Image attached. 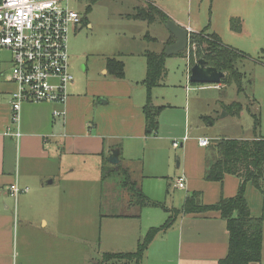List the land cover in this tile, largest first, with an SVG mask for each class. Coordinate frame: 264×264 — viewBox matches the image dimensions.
Segmentation results:
<instances>
[{
  "label": "crops",
  "instance_id": "crops-1",
  "mask_svg": "<svg viewBox=\"0 0 264 264\" xmlns=\"http://www.w3.org/2000/svg\"><path fill=\"white\" fill-rule=\"evenodd\" d=\"M135 1L136 6L129 17L135 14L136 9L141 7L139 5L143 2L152 3L168 15L157 0ZM168 17L170 18L169 15ZM245 19L247 21V18ZM176 21L177 24L190 31V36L191 33L201 32L185 26V23L180 20ZM82 25L73 32H78L85 26L92 28V24L88 21H83ZM209 28L210 25L204 29L205 34L208 36L216 34L224 46L242 52L244 56L241 60L247 58L264 65V49L257 58H252L244 51L225 44L220 35L210 32ZM244 29L243 24L242 32ZM170 35L168 41L172 38L176 42L175 37L171 33ZM0 51L10 53L8 58L0 60V264H85L86 225L89 223L93 226L98 222V229L101 231L102 216L96 203L86 205L82 201H70L67 198V191L79 194L82 187L85 188V183H100L102 187L103 161L108 160L115 150L120 151V164L129 171L132 180L133 176L144 175L140 183L133 180L141 186L142 192L151 201L163 204L167 209L180 210L184 203L182 206L181 204L174 206L161 201L164 198L156 196L152 185L153 179L170 180L175 176L173 181L175 188L178 179L184 177L186 185L182 189L183 202L193 193L201 194L202 202L206 206H213L222 199L237 196L241 182L239 178L226 176L220 183L205 180L206 153L205 148L200 147L198 141L190 146L186 140L188 145L181 143L178 148H174L172 144L174 149L181 147L185 151L183 163L181 164L179 159L177 162V167L181 170L172 171L173 153L169 148V142L175 136L168 134L159 137V130L154 136H146L143 114L146 102L134 103L132 97L135 92L133 87L135 83L132 80L131 83L119 82L118 79L109 75L107 67L102 74L113 81L98 82L90 88V91L82 92L77 96L69 93L66 104H24L22 106L21 138L16 140L5 136L7 126L11 124V100L16 92V86L12 80V54L7 50ZM109 58L120 60L117 57H108L106 62ZM70 60L71 70V67L73 69L76 66L71 57ZM191 69V65L188 64L187 84L185 85V91L187 90L186 127L188 115L191 113L188 109L189 93H187L190 92L188 89L192 85L190 82ZM78 70L85 73L87 64H79ZM139 79L143 86L142 82L145 77L142 76ZM75 84L74 77L72 85L75 86ZM218 86H221V89L227 87L222 84ZM115 94L120 98L123 97L120 104L118 100L117 102L114 100ZM112 100L115 104L111 108L97 109L95 105L108 106ZM225 106L227 105H223V109ZM157 107H163L161 114L172 108L170 105ZM55 111L64 113V115L56 117L54 116ZM226 113L230 115L227 111ZM114 115L119 116L118 122H116V117H113ZM183 138L185 139V136ZM162 139L168 141L169 149L165 143L159 142ZM192 146L195 151L193 155H191ZM87 163L93 174L90 172V175L85 177V174L79 171L84 170ZM64 169L67 175L55 188L56 179L60 178ZM14 185L22 190L28 189V191L12 196L11 187ZM101 187L98 191L100 197ZM165 188L166 194L169 195L170 185L168 187L164 185ZM175 189L180 188L176 185ZM127 197L130 207L129 193ZM148 208L152 207L146 209L149 210ZM156 209L162 208L156 207ZM143 210L134 215L107 216L109 218L104 220L114 219V221H109L107 227L113 226L118 232L120 228L126 227L125 231H127V224L130 221L137 220L138 217L143 220ZM162 210L163 215L159 217L154 213L151 215L146 213L147 232L151 228L161 227L166 223L169 214L164 209ZM156 221H158L157 224ZM147 232L143 236L130 237L125 243V248L119 247L113 253L105 254L135 253L140 240L146 236ZM229 239L227 221L222 219L217 211L180 215L175 219L171 228L155 238L139 264H218L220 260L228 256ZM71 244L74 245L77 259H71ZM99 264L111 263H106L103 259ZM252 264H264V237L262 260L260 263Z\"/></svg>",
  "mask_w": 264,
  "mask_h": 264
},
{
  "label": "rangeland",
  "instance_id": "rangeland-1",
  "mask_svg": "<svg viewBox=\"0 0 264 264\" xmlns=\"http://www.w3.org/2000/svg\"><path fill=\"white\" fill-rule=\"evenodd\" d=\"M148 1V0H144ZM159 5L168 13L171 20L177 22L180 20L185 26L199 30V33L205 35V28L210 25L209 31L220 35L223 42L239 50L244 51L252 58H257L262 49H264V0H157ZM135 0H79L72 3V7L77 10L82 21H88L92 24L89 29L86 26L78 32H71L69 35V53L76 67H71V72L75 77V86H69V93L74 96L82 92L90 91V88L96 83L113 81L102 74L106 68V58L117 57L124 61L125 79L119 82L135 83V92L132 97L134 103L147 102V90L142 86L141 80L146 78L147 66L144 54L146 51L165 52V46L168 43L175 42L171 37L167 27L161 23L149 24L145 21L134 20L129 17L133 13ZM141 7L148 5L140 3ZM240 18L245 26L244 32L235 33L231 29V20ZM247 18V21L246 19ZM203 30V31H202ZM149 35V36H147ZM206 37V36H204ZM197 44L190 43L181 56L170 57L166 59V74L162 81V86L157 87L152 92V101L156 106L170 105L168 110L163 111L160 118V127L158 136L172 134L175 137L169 142V148L173 153L172 171L179 172L177 162L182 164L185 160V151L183 148L174 149L173 141L186 146L195 145L198 138H208L211 143L218 138L231 139H253L255 135L254 115L258 118L260 125L257 128L258 136L264 139V65L248 60L247 58L239 60L238 69L244 74V92L238 94L235 85L222 88L218 85H190L188 91L189 103L187 127L186 119V99L185 91L187 68L191 61L196 64L198 56L196 55ZM10 53L0 51V60L6 59ZM71 63V60H70ZM87 64V71L81 73L78 70L79 64ZM145 66V68H144ZM138 82V83H137ZM137 85V86H136ZM74 86V87H73ZM89 86V87H88ZM88 88V90H87ZM110 90V89H108ZM123 97L115 94L114 100L119 104ZM97 99V98H96ZM233 102H240L244 109L239 117L227 115L223 105H230ZM115 101L112 100L108 106H98L97 109H107L114 107ZM124 108V106H121ZM114 109V108H113ZM111 109L112 111H114ZM116 122L119 121V116ZM185 136L186 140L183 138ZM165 143L167 149L168 141L159 140ZM192 146L191 155L194 154ZM207 155V148L204 149ZM81 159V158H80ZM82 161V160H80ZM84 170L79 173L90 175L88 163ZM67 171L64 169L60 178L56 179L55 188L65 179ZM93 174V173H92ZM143 175V174H142ZM142 175L133 176V180L139 183L143 180ZM120 175L116 174L112 178H106L100 183H85L82 187L83 193L77 194L67 191V198L70 201H82L86 205L96 203L101 213L102 229L99 231L98 222L96 225H86L87 239L85 242V264H99L104 259L107 252L113 253L116 248L126 246V241L135 235L143 236L148 229L146 213H154L159 217L163 215L162 209L144 208L143 220L130 221L126 227L117 231L113 226L107 227L109 221L104 220L107 216L134 215L139 212L137 207H129L127 201L128 192L121 188ZM153 179L152 185L158 198L168 205H183V190L175 189L173 181ZM59 179H61L59 181ZM161 185H163L161 187ZM165 187L170 185L169 195L166 194ZM102 189L101 197L99 189ZM164 189V191H163ZM160 190V191H159ZM166 197V198H165ZM246 199L251 210L252 217L259 218L263 212V196L251 184L246 190ZM183 200V201H182ZM88 208V206H87ZM146 209V210H145ZM148 211V212H147ZM104 216V217H103ZM103 219V221H102ZM157 220V219H156ZM158 221L155 223L157 224ZM107 227V228H106ZM141 229L143 230L141 232ZM122 238L121 240H118ZM141 239V238H140ZM125 248V247H124ZM127 250V249H124ZM71 259H77L74 245L71 244ZM81 253V246H80ZM81 258V255L79 256ZM81 262V261H80Z\"/></svg>",
  "mask_w": 264,
  "mask_h": 264
},
{
  "label": "trees",
  "instance_id": "trees-1",
  "mask_svg": "<svg viewBox=\"0 0 264 264\" xmlns=\"http://www.w3.org/2000/svg\"><path fill=\"white\" fill-rule=\"evenodd\" d=\"M146 8H137L131 18L145 21L149 24L160 22L166 24L170 18L158 7L148 3ZM231 29L235 33H241L243 24L241 19L231 20ZM206 36V37H204ZM197 44L196 55L198 59H204L207 65L225 73L222 80L223 86L235 85L238 94L244 92V74L237 68V63L244 54L236 49L224 46L218 35L211 36L191 34L190 43ZM169 45L172 43H168ZM176 56L183 57V53ZM147 73L142 82L147 90V102L143 108L145 118L146 136H154L159 130V116L163 107H157L152 101V92L161 85L166 74V55L164 52L156 53L146 51L145 54ZM198 60V61H199ZM195 64L191 61V67ZM109 75L114 79H124L125 64L116 58H109L106 62ZM196 85V84H193ZM197 86V85H196ZM199 86V85H198ZM233 116L239 117L244 106L240 102H233L224 107ZM255 135L253 139L241 140L231 138H220L211 143L207 148L205 180L208 182H223L226 176H235L240 179L239 192L236 197L222 199L218 204L206 206L202 202L199 193L188 196L183 207L178 209H167L163 204L151 201L141 189V186L133 181L129 171L121 164L111 165L108 160L103 161L102 182L106 178L120 175L121 188L130 195V207H137L139 211L147 208H162L169 217L164 225L151 228L146 236L140 240L135 253L104 254V262L111 264H127L135 262L139 264L145 252L155 238L167 231L180 215L202 214L210 211L220 213L222 219L227 221L229 239L228 256L218 264H252L260 263L263 251V229H264V139L257 134L260 122L256 115ZM251 184L263 196V212L259 218L252 217L249 204L246 199L247 187ZM115 216V215H113Z\"/></svg>",
  "mask_w": 264,
  "mask_h": 264
},
{
  "label": "built area",
  "instance_id": "built-area-1",
  "mask_svg": "<svg viewBox=\"0 0 264 264\" xmlns=\"http://www.w3.org/2000/svg\"><path fill=\"white\" fill-rule=\"evenodd\" d=\"M75 1L79 0H0V50L12 54V80L16 86L11 100V124L5 136L21 138L24 104L67 103L69 86L74 82L69 35L83 26L80 13L72 7ZM63 115L54 112L56 117ZM198 144L206 148L210 140L200 138ZM179 146L178 142L173 143L174 148ZM176 185L184 189L185 178H179ZM24 191L28 189L11 187L12 196Z\"/></svg>",
  "mask_w": 264,
  "mask_h": 264
},
{
  "label": "water",
  "instance_id": "water-1",
  "mask_svg": "<svg viewBox=\"0 0 264 264\" xmlns=\"http://www.w3.org/2000/svg\"><path fill=\"white\" fill-rule=\"evenodd\" d=\"M167 30L175 37L176 42L168 45L164 54L166 57L176 56L185 51L189 46V31L177 24L173 20L166 22ZM225 78V73L207 65L204 59H200L191 69L190 82L196 85H220ZM120 151L115 150L108 158V162L113 166L120 164Z\"/></svg>",
  "mask_w": 264,
  "mask_h": 264
}]
</instances>
